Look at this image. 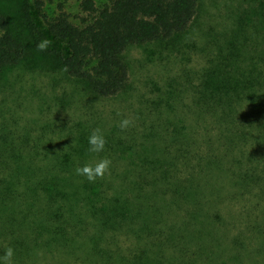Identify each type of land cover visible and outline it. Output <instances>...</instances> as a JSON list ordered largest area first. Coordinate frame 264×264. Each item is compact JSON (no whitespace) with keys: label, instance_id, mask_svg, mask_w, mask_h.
Listing matches in <instances>:
<instances>
[{"label":"trees","instance_id":"obj_1","mask_svg":"<svg viewBox=\"0 0 264 264\" xmlns=\"http://www.w3.org/2000/svg\"><path fill=\"white\" fill-rule=\"evenodd\" d=\"M53 1L0 0V86L14 71L60 75L91 109L127 89L130 48L176 49L201 10V0H81L75 22L68 0L49 13ZM248 1L224 42L208 45L193 118L150 122L139 138L156 144L130 166L118 160L136 135H114L83 108L77 121L55 117L35 130L0 119V256L12 247V264H206L228 248L237 258L254 235L264 242V0ZM44 29L56 43L41 52ZM97 127L107 144L90 153ZM105 157L103 179L76 175ZM236 226L245 230L232 236Z\"/></svg>","mask_w":264,"mask_h":264},{"label":"rangeland","instance_id":"obj_2","mask_svg":"<svg viewBox=\"0 0 264 264\" xmlns=\"http://www.w3.org/2000/svg\"><path fill=\"white\" fill-rule=\"evenodd\" d=\"M80 1L68 0L64 4L65 11L75 22H79V18L84 15L79 7ZM102 1L104 0H97L98 3ZM61 4L63 3L59 0L49 3L48 12L59 13ZM248 6V0H201L200 14L180 45L176 49L164 48L162 44L130 48L125 55L130 67L127 89L117 97L96 101L93 109L85 105L88 102L83 93L75 91L74 84L60 75H55L54 81L46 74L22 73L16 77L17 73L14 71L0 86V119L9 120L10 116H15L17 124L10 122V127L16 126L21 130L30 125L35 130L37 126L55 117L77 121L80 117L79 111L83 108L81 113L86 114L85 117H100V124L106 125L109 131L112 129L115 135L120 134V121L131 118L134 126L123 132L136 135L137 141L134 140L136 144L130 145L133 149L126 146L129 149L125 154L127 158L118 160V163H122L119 164L120 168L123 164L130 166L137 150L145 149L151 152L152 146L156 144L154 140L153 142L139 138L145 134L150 122L167 117L175 122L182 120L187 124L193 118L192 110L197 101L194 87L200 83L199 75L207 65L208 45L214 39L224 42L225 36H228L235 24V18L247 10ZM32 16L43 28L42 19L36 9L32 10ZM46 35L49 36L47 31ZM48 39L51 43L54 42L50 36ZM210 57L211 55L208 58ZM11 82L12 85L6 84ZM62 98L72 100L71 107H59ZM159 145L164 146L160 142ZM228 205L224 203L222 208L227 211ZM241 207L237 206L234 210L241 211ZM244 230L243 227L236 226L231 229L230 234L239 235ZM252 237L254 238L245 240L246 245L241 254L236 255L237 258L226 255L231 250L228 248L220 251L217 258L206 264H264V242L258 235ZM38 264H53V261L47 260L46 263ZM196 264H205V261L200 259Z\"/></svg>","mask_w":264,"mask_h":264},{"label":"clouds","instance_id":"obj_3","mask_svg":"<svg viewBox=\"0 0 264 264\" xmlns=\"http://www.w3.org/2000/svg\"><path fill=\"white\" fill-rule=\"evenodd\" d=\"M51 45V40L45 38L37 43V51H47ZM120 115V113H118ZM134 126V121L131 118H124L120 121L118 127L123 132L128 128ZM88 152L100 153L105 150L107 144L106 136L100 127L93 129L88 138ZM111 160L107 157L100 159L93 163H86L83 166H77L75 173L78 176L85 177L90 183H94L98 178L103 179L106 173L110 171ZM14 256V249L7 247L3 256H0V260L3 264H12V258Z\"/></svg>","mask_w":264,"mask_h":264}]
</instances>
